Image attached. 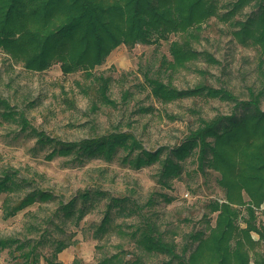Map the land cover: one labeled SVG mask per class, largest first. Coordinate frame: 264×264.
I'll return each mask as SVG.
<instances>
[{"label": "trees", "instance_id": "16d2710c", "mask_svg": "<svg viewBox=\"0 0 264 264\" xmlns=\"http://www.w3.org/2000/svg\"><path fill=\"white\" fill-rule=\"evenodd\" d=\"M254 2L255 9L245 19L235 21L237 28L232 34L242 44L257 45L264 53V0L229 2L223 6L227 8L225 12L219 11L221 0H0V53L33 72L45 71L54 64L67 75L81 71L91 78L99 102L116 104L108 95L111 77L94 73L114 49L120 45H152L178 35L170 43L171 59L164 56L156 69L143 72L150 95L161 104L185 98H218L234 103L229 113L213 117L203 116L201 109H190L196 113L195 125L177 144L156 150L145 149L136 135L127 131H113L79 142L36 133L39 144L53 145L48 158L75 155L84 161L100 156L111 161L122 151L121 161L135 169L159 163L161 181L168 184V180L181 175L183 163L192 156L197 171L217 174L223 196L207 201L205 228L189 231L181 248L149 218L143 225L128 227L131 229L122 225L110 227L114 208L118 214L130 215L137 204L127 197L95 189L96 197L108 199L102 223L93 231L97 238L115 232L131 237L148 254L165 255L163 260L153 263L136 255L125 264H264V81L260 90H250L249 97L241 99L226 88L205 83L179 89L172 78L200 57L207 63L219 64L213 54L194 47L203 25L212 17L234 18ZM128 94L125 91V97ZM138 111L154 114L157 109L149 105L139 107ZM0 115L19 119L23 128L30 123L20 113L18 118L9 100L1 95ZM166 115L171 120L177 118L168 112ZM27 185L29 181L13 169L0 172V196L21 195L14 202H4L5 218L37 201L53 199L49 191H27ZM78 196L83 204L80 208L79 197L59 206L64 215L74 216L77 221L87 212L93 192L86 190ZM211 214L215 215L214 223L208 219ZM69 245L64 239H53L46 263L63 264L58 255ZM38 247L39 241L35 243L32 238H0V253L9 249L14 257L21 258L20 264H40ZM121 260L120 253H115L92 264H116ZM72 264L84 263L75 258Z\"/></svg>", "mask_w": 264, "mask_h": 264}, {"label": "rangeland", "instance_id": "374dc122", "mask_svg": "<svg viewBox=\"0 0 264 264\" xmlns=\"http://www.w3.org/2000/svg\"><path fill=\"white\" fill-rule=\"evenodd\" d=\"M233 1L236 0H221L219 11L225 12L227 8L223 6ZM254 4L234 18L212 17L203 25L194 47L213 54L220 63L210 64L202 57L193 60L187 68L173 74L177 88L205 83L226 88L241 99H247L250 90L257 92L262 88L264 53L257 45L242 44L232 34L237 28L235 21L245 19L255 9ZM175 39L178 35L152 45L138 44L134 48L120 45L96 67L95 74L111 77L108 95L116 102L113 105L99 102L91 78L81 71L67 75L54 64L45 71L33 72L0 53V95L9 100L18 118L20 113L30 122L23 128L19 119H5L0 115V172L13 169L29 181L27 191L40 189L53 194V199L37 201L9 218L4 217V202H14L21 195L2 194L0 238L13 236L21 240L32 238L35 243L39 241L40 264H47L45 257L52 253L53 239L70 243L58 255L63 264H72L75 258L84 264H92L115 253H120L122 258L116 264H125L136 255L149 263L163 260L165 255L144 252L129 236L115 232L99 238L94 235L108 203L107 198L96 197L95 189L115 197H127L137 204V209L130 215L118 214L114 208L110 227L122 225L131 229L128 227L143 225L149 218L165 231L167 238L175 239L179 248L189 231L205 228V204L211 198L222 197L223 190L218 185L216 173L203 174L196 170L194 157L183 163L180 176L163 184L159 163L135 169L121 161L122 151L111 161L100 156L84 161L75 155L48 158L53 145L39 144L36 134L42 132L63 141L79 142L113 131H127L134 133L145 149L156 150L177 144L189 127L195 125L196 113L190 109H201L205 117L229 113L234 103L228 100L185 98L161 104L150 95L143 72L156 69L164 56L171 59L169 47ZM125 91L129 92L127 97ZM149 105H153L159 114L138 111L139 107ZM262 107L264 109V101ZM167 112L177 118L171 120ZM86 190L93 192V199L84 216L77 221L74 216L64 215L59 209L61 203L79 197L77 208H80L83 204L78 195ZM214 218L215 215L208 216L211 223ZM20 261L21 258L14 257L9 249L0 253V264H20Z\"/></svg>", "mask_w": 264, "mask_h": 264}]
</instances>
